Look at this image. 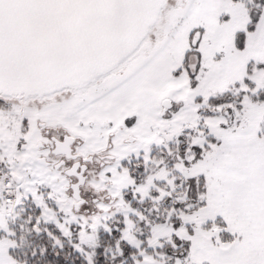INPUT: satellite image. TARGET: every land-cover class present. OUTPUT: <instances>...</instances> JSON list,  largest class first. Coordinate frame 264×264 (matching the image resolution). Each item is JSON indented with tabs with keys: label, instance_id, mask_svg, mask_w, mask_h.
I'll use <instances>...</instances> for the list:
<instances>
[{
	"label": "snow or ice",
	"instance_id": "1",
	"mask_svg": "<svg viewBox=\"0 0 264 264\" xmlns=\"http://www.w3.org/2000/svg\"><path fill=\"white\" fill-rule=\"evenodd\" d=\"M0 264H264V0H0Z\"/></svg>",
	"mask_w": 264,
	"mask_h": 264
}]
</instances>
